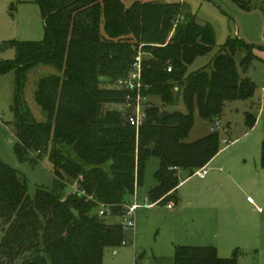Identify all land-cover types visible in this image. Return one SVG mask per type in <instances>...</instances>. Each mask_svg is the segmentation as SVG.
Wrapping results in <instances>:
<instances>
[{
	"label": "trees",
	"instance_id": "trees-1",
	"mask_svg": "<svg viewBox=\"0 0 264 264\" xmlns=\"http://www.w3.org/2000/svg\"><path fill=\"white\" fill-rule=\"evenodd\" d=\"M36 1L45 38L4 43L2 48H16V57L0 62V74L17 73L16 154L36 162L48 157L54 180L51 188L40 186L31 197L25 176L0 158V264H103L105 249L124 242V229L118 220L109 224V218L99 217L95 202L68 194V184L77 182L120 215L155 157L157 184L147 199L176 203L177 170L193 175L221 149L217 130L186 141L196 113L215 125L228 103L251 99L257 85L247 72L258 56L253 44L229 37L205 65L190 71L198 58L213 52L217 38L213 25L200 22L182 1ZM234 1L251 9L249 2ZM140 51L147 85L141 101L151 96L156 102L143 104L145 121L137 129L128 122L129 112L104 105L126 101L127 91L110 81L128 74ZM39 64L56 71L36 85L35 99L46 121L33 117L24 94L27 72ZM131 96L135 101L137 95ZM163 111L169 115L161 117ZM246 116L253 127L256 117ZM237 254L236 249L222 258L214 246L181 245L174 264H239Z\"/></svg>",
	"mask_w": 264,
	"mask_h": 264
},
{
	"label": "rangeland",
	"instance_id": "rangeland-1",
	"mask_svg": "<svg viewBox=\"0 0 264 264\" xmlns=\"http://www.w3.org/2000/svg\"><path fill=\"white\" fill-rule=\"evenodd\" d=\"M158 1L185 2L200 22H209L215 28L217 39L213 52L198 58L190 71L205 65L229 37H241L255 46L258 58L247 74L258 84L255 97L261 105L256 108L250 102H230L224 110L223 121L217 125L204 121L196 113L186 141L200 139L213 127L219 132L224 149L208 166L207 178L193 175L178 186L179 200L172 209L165 202L148 205L146 195L156 184L154 173L159 168V159L148 160L144 184L133 198L142 204L136 211L135 227L124 229L125 243L105 249L103 264H174L177 246L199 245L196 244L199 241L207 245L227 243V257L237 249L239 264H264V168L259 160L264 140V0H241L249 2L250 10L242 9L234 0ZM45 35L42 9L36 0H0V48L9 41H41ZM243 56L244 50L237 60ZM15 57V47L0 49V62ZM53 73L55 69L46 64L27 72L25 99L37 121L47 120L35 99L37 81ZM16 76L15 70L0 74V158L25 176L33 197L38 187L51 188L54 176L48 157L36 162L32 156L20 159L15 152L17 137L12 106ZM147 100L156 102L154 97L145 98L142 108ZM121 104H106L104 109L119 110ZM180 109L185 111L182 105ZM247 111L258 116L252 129L246 125ZM212 196L216 197L210 199ZM249 198L254 201V209L247 203ZM3 232L0 226V237Z\"/></svg>",
	"mask_w": 264,
	"mask_h": 264
},
{
	"label": "built area",
	"instance_id": "built-area-1",
	"mask_svg": "<svg viewBox=\"0 0 264 264\" xmlns=\"http://www.w3.org/2000/svg\"><path fill=\"white\" fill-rule=\"evenodd\" d=\"M142 58L143 55L142 52L140 51L135 58L131 71H129V73L126 74L124 77H119L116 80H114V84L112 85V87L127 91L128 96L126 101L121 104L122 105L121 110L130 113L128 116V122L130 123V125L134 126L137 129H139V127L145 121V114L142 108V101H141V91L145 89L147 85L143 83V79H142ZM168 71H171V67L168 68ZM132 93H135L137 95L135 101L134 99H132L131 96ZM132 102H133V106L131 105ZM132 107L134 108L132 109ZM217 124H219V122H217L215 125ZM207 173H208L207 166H204L195 171V175H197L200 178H204L207 175ZM67 192L68 194H77L79 196H83L85 197L86 201L95 202L97 204L96 211L99 217L118 220V222L121 223L123 229L125 230L134 229L135 220H136V211L138 208L142 206V204L138 203L136 200L133 201L132 199L125 201L121 206L122 214L116 215L114 213V205L97 200V198L94 195L88 194L86 190L81 188L77 182L68 184ZM136 195H137V189L135 191L133 198L136 197ZM154 204L156 203H152L149 205H154ZM167 206L168 208L172 209L175 206V202L170 201L168 202Z\"/></svg>",
	"mask_w": 264,
	"mask_h": 264
},
{
	"label": "crops",
	"instance_id": "crops-1",
	"mask_svg": "<svg viewBox=\"0 0 264 264\" xmlns=\"http://www.w3.org/2000/svg\"><path fill=\"white\" fill-rule=\"evenodd\" d=\"M241 38V37H240ZM257 55V54H256ZM208 61V60H207ZM206 61V62H207ZM255 80V79H254ZM255 82H256V80H255ZM256 85H257V88H256V90L258 89V84L256 83ZM256 92V91H255ZM245 103H248V102H250V103H253V104H255V107L256 108H258V107H260V99H257L256 97H255V93H254V95H253V97L251 98V99H249V100H247V101H244ZM226 108V107H225ZM249 114L250 112H246V114ZM251 114V113H250ZM253 115V114H252ZM246 116V115H245ZM254 117H256V122H255V124H254V126L256 125V123H257V121H258V116H255V115H253ZM223 117H224V113H223V115H222V117L220 118V122L221 121H223ZM204 121H206V120H204ZM208 122V121H207ZM212 124V123H211ZM246 125H247V116H246ZM230 126V125H229ZM254 126L253 127H248L249 129H252V128H254ZM231 129V128H230ZM213 131V127L211 128V131H209L208 133H205V135L204 136H206V135H208L209 133H211ZM203 136V137H204ZM202 138V137H201ZM264 141V140H263ZM221 142H222V140H221ZM224 149V147H222V145H221V149H220V151L218 152V154L222 151ZM217 154V155H218ZM216 155V156H217ZM215 156V157H216ZM214 157V158H215ZM213 158V159H214ZM212 159V160H213ZM211 160V161H212ZM260 165H261V154H260ZM211 161L206 165L207 167L211 164ZM198 170V169H197ZM222 170V169H221ZM183 174H185L184 176H185V178L183 179H181V183H183L184 181H186V180H188L191 176H193V175H195V172H194V174L193 175H191L189 172H188V170H182V169H179V177L181 176V175H183ZM209 175V170H208V173H207V175L204 177V178H200V179H205V178H207V176ZM181 183L179 184V185H181ZM156 184H157V182H156ZM155 184V185H156ZM154 185V186H155ZM154 186H152V187H154ZM152 187H150V188H152ZM138 189V188H137ZM178 189H179V187H177V189H176V191H175V194H176V196H177V201L179 200L178 199V195H177V193H178ZM149 191V190H148ZM147 195H148V192H147ZM147 195H146V198H147ZM216 196H212V198L210 197V199H213V198H215ZM177 203V202H176ZM176 203H175V205H176ZM247 203H248V205L251 207V208H253L254 209V201H253V199L252 198H249L248 199V201H247ZM150 204V203H149ZM148 204V205H149ZM151 206H153V205H151ZM113 221H115L114 219H113ZM196 244H199V245H192V246H214V247H216V249H217V252H218V255L220 256V257H222V258H229V257H227L228 255H229V253H228V247H229V245L227 244V243H224V242H222V243H214L215 245H207L208 243H205V242H201V241H199L198 243H196ZM201 244H206V245H201ZM231 257V256H230Z\"/></svg>",
	"mask_w": 264,
	"mask_h": 264
},
{
	"label": "water",
	"instance_id": "water-1",
	"mask_svg": "<svg viewBox=\"0 0 264 264\" xmlns=\"http://www.w3.org/2000/svg\"><path fill=\"white\" fill-rule=\"evenodd\" d=\"M110 84L113 85V84H114V81L111 80V81H110ZM168 115H169V113H168L167 111H163V112L161 113V117H166V116H168Z\"/></svg>",
	"mask_w": 264,
	"mask_h": 264
}]
</instances>
